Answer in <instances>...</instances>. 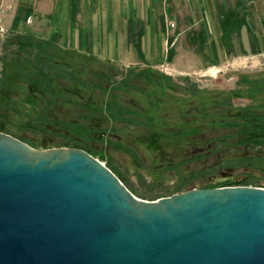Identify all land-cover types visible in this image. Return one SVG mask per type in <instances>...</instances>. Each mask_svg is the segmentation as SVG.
I'll return each mask as SVG.
<instances>
[{
  "label": "water",
  "instance_id": "obj_1",
  "mask_svg": "<svg viewBox=\"0 0 264 264\" xmlns=\"http://www.w3.org/2000/svg\"><path fill=\"white\" fill-rule=\"evenodd\" d=\"M0 264H264V188L145 201L84 150L0 131Z\"/></svg>",
  "mask_w": 264,
  "mask_h": 264
},
{
  "label": "rangeland",
  "instance_id": "obj_2",
  "mask_svg": "<svg viewBox=\"0 0 264 264\" xmlns=\"http://www.w3.org/2000/svg\"><path fill=\"white\" fill-rule=\"evenodd\" d=\"M30 22L28 19V23ZM10 41L15 42V45H11ZM35 45L36 43H33L34 47ZM28 51H30V47L25 39L8 36V33L5 36H0V79L4 67L11 71L15 60L17 63L23 64ZM249 51L252 53L251 55L239 56L234 63L223 69L211 67L203 71H189L180 75L172 72L166 63L154 68L140 66L125 68L114 65L116 68L111 69L108 64L103 63L102 65L89 58L74 56V59H70V55L59 58L54 54L55 51H52L51 54H54L56 62L80 63L83 67L85 66L88 71L83 70L82 73H78L82 80L93 82L92 70L104 68L106 71L109 68L111 69L109 72L112 76L111 81L117 83L118 101L114 97L113 90L102 95L91 88L80 92L85 96L84 100L79 99V94L71 93L67 95L69 100L89 103L92 106L101 100L112 104L117 102L118 105L125 108L126 112L127 110L136 114L152 112L156 125L146 128L136 124H125L120 130L109 132L101 139L99 134H95L93 139H86L85 142L97 152L93 157L108 168L110 167L109 169H112L114 174L116 172L115 175H118L117 177H120L122 182L124 181V185L136 197L145 201H156L160 198L187 192L192 189L193 185L187 162H193L195 159H189L187 155L192 152L191 143L197 135H191L184 140L180 137L174 140V138L168 137V134L162 133L185 129L187 120H191L192 128L210 124L209 122L217 118L209 106L207 109L204 107L211 101L210 97H217L219 94H228L241 89L240 80L243 76L259 82L260 78L264 76V52H262L264 47L261 50L253 45ZM33 53H36V49ZM4 58L5 63H3ZM123 79L125 82L127 80L129 84L126 88L122 87ZM17 91L9 103L10 105L0 106V131L13 134L41 150L58 147L73 148L64 146L66 142L63 137L28 125L34 118L36 109L39 108L30 101L27 89ZM243 94L245 93L243 92ZM38 96L41 104L48 99L46 94ZM260 98H262L261 94H256L253 98H236L233 101V107L235 109L245 108L254 104V99L256 101ZM15 103H18V106ZM64 108L71 109V106L65 104ZM105 114L110 116L109 110H106ZM164 116L166 117L164 118ZM131 117L135 116L131 115ZM208 126L200 132L206 138L220 137L225 139L226 144L231 142L229 138H232V130L217 125ZM232 149L240 155L249 151L264 152L262 147L248 149L233 147ZM243 162H252V171L246 182L240 185L264 188V160L259 162L256 159H249Z\"/></svg>",
  "mask_w": 264,
  "mask_h": 264
},
{
  "label": "crops",
  "instance_id": "obj_3",
  "mask_svg": "<svg viewBox=\"0 0 264 264\" xmlns=\"http://www.w3.org/2000/svg\"><path fill=\"white\" fill-rule=\"evenodd\" d=\"M0 25L119 67L166 63L180 75L262 50L264 0H0Z\"/></svg>",
  "mask_w": 264,
  "mask_h": 264
},
{
  "label": "trees",
  "instance_id": "obj_4",
  "mask_svg": "<svg viewBox=\"0 0 264 264\" xmlns=\"http://www.w3.org/2000/svg\"><path fill=\"white\" fill-rule=\"evenodd\" d=\"M11 37L25 39V42L29 43L30 51H28L27 57L24 58L23 64H19L15 60L11 71L4 67L2 78L0 79V106L4 104L10 105L9 103L14 93L18 92L17 90L27 89L30 101L39 108L36 109L34 118L28 123L29 126H35L44 129L46 132L63 137L66 142L64 146L81 149L92 156H96L97 152L85 142L86 139H93L95 134H99L101 139L109 132L120 130L125 124H136L146 128L156 125V120L150 111L136 114L128 112V110L126 112L125 108L118 105L119 103L117 102L112 104L101 100L97 103L95 102L92 106L89 103L75 102L67 98V95L71 93L79 94V99L84 100L85 96L81 95L80 92L91 88L102 95L113 90L115 92L114 97L118 101L119 94H116L119 93L116 88L117 83L111 81L112 76L109 74L111 69L116 68L114 64L102 62L95 57L63 51L51 43L44 42L30 35L12 34ZM33 43H36L35 47ZM10 44L15 45V42L10 41ZM34 49H36L35 54L33 53ZM52 51H55L54 54L59 58L67 55H70V59H74V56L89 58L102 65L106 63L111 69L108 68L106 71L104 68L94 69L91 73L93 82L91 80H82L78 73H82L83 70L88 71L85 66L83 67L80 63L56 62L54 61V54H51ZM5 62L4 58L3 63ZM260 79L258 82L243 76L240 81L244 90L241 88L228 94L210 97L211 101L204 107L207 109V106H209V109L217 117L212 122H209L210 124L192 128V125H190L191 120H187L185 124L188 128L186 126L185 129L182 128L177 132L169 131L162 134H168L167 136L174 138V140L179 137L184 140L191 135H198L201 130L209 127L208 125H212V127L217 125L227 130H232L233 135L231 137L234 139L229 138V140L231 142L235 141L237 145L264 148V92H262V89H264V76ZM121 83H123L122 87L125 88L129 85L127 80L125 82L124 79ZM72 84L74 88H72ZM42 94H46L48 99L41 104L38 95ZM256 94H261L262 98L256 101L254 99V104L240 109L233 107V101L236 98H253ZM15 104L18 106V103ZM65 104H69L71 109L64 108ZM106 110H109L110 116L105 114ZM131 115L135 117H131ZM7 134L18 138L13 134ZM214 138L225 141V139L220 137ZM24 142L35 148L32 143ZM253 159L262 162L264 160V152H258V155ZM112 172L114 173V171Z\"/></svg>",
  "mask_w": 264,
  "mask_h": 264
},
{
  "label": "flooded vegetation",
  "instance_id": "obj_5",
  "mask_svg": "<svg viewBox=\"0 0 264 264\" xmlns=\"http://www.w3.org/2000/svg\"><path fill=\"white\" fill-rule=\"evenodd\" d=\"M191 145L192 152L187 156L195 160L187 162V166L192 175V189L206 190L241 186L240 184L246 182L252 171V162L243 161L253 159L258 155L249 150L246 154L240 155L232 148L248 149L251 147L237 145L235 141L226 144L225 141L214 137L208 139L203 133H199L192 140Z\"/></svg>",
  "mask_w": 264,
  "mask_h": 264
},
{
  "label": "built area",
  "instance_id": "obj_6",
  "mask_svg": "<svg viewBox=\"0 0 264 264\" xmlns=\"http://www.w3.org/2000/svg\"><path fill=\"white\" fill-rule=\"evenodd\" d=\"M30 22V19H29ZM6 34V31L4 30V28L0 25V35L4 36Z\"/></svg>",
  "mask_w": 264,
  "mask_h": 264
},
{
  "label": "bare ground",
  "instance_id": "obj_7",
  "mask_svg": "<svg viewBox=\"0 0 264 264\" xmlns=\"http://www.w3.org/2000/svg\"><path fill=\"white\" fill-rule=\"evenodd\" d=\"M122 182V181H121ZM123 183V182H122ZM124 184V183H123Z\"/></svg>",
  "mask_w": 264,
  "mask_h": 264
}]
</instances>
